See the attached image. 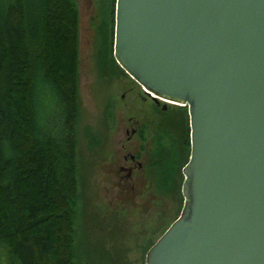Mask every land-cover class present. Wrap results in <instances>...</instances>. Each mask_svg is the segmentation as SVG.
Masks as SVG:
<instances>
[{"label": "water", "instance_id": "95a60500", "mask_svg": "<svg viewBox=\"0 0 264 264\" xmlns=\"http://www.w3.org/2000/svg\"><path fill=\"white\" fill-rule=\"evenodd\" d=\"M113 58L189 119L182 207L145 264H264V0H115Z\"/></svg>", "mask_w": 264, "mask_h": 264}, {"label": "trees", "instance_id": "16d2710c", "mask_svg": "<svg viewBox=\"0 0 264 264\" xmlns=\"http://www.w3.org/2000/svg\"><path fill=\"white\" fill-rule=\"evenodd\" d=\"M106 1L91 21L97 59L101 74L126 77L113 58L115 0ZM77 25L74 0H0V245L8 264H129L120 228L98 226L79 208ZM178 108L160 112L146 148L152 182L177 190L179 213L190 138L187 109Z\"/></svg>", "mask_w": 264, "mask_h": 264}, {"label": "rangeland", "instance_id": "374dc122", "mask_svg": "<svg viewBox=\"0 0 264 264\" xmlns=\"http://www.w3.org/2000/svg\"><path fill=\"white\" fill-rule=\"evenodd\" d=\"M74 2L78 10L76 179L79 208L87 220L100 218L98 226L108 225L110 220L120 228L122 232L117 235L126 246L129 264H145L148 246L180 213V200L175 193L178 185L176 182V191L172 194L157 188L151 180L147 158L144 169L138 173L140 182L136 184V192L131 193L117 175V167L124 163L119 143L125 141L124 131L135 121L140 126H150L146 128L144 140L148 143L154 135L152 125L162 121V116L143 104L138 95L142 90L128 75L125 77L116 69L114 74H101L100 68L106 67L97 59L96 25L91 21L97 19L95 15L107 1L93 6L87 0ZM144 154L146 157L148 152ZM0 264H8L7 250L1 245Z\"/></svg>", "mask_w": 264, "mask_h": 264}, {"label": "flooded vegetation", "instance_id": "af4514ba", "mask_svg": "<svg viewBox=\"0 0 264 264\" xmlns=\"http://www.w3.org/2000/svg\"><path fill=\"white\" fill-rule=\"evenodd\" d=\"M87 2L91 6H93L97 2H99V0H87ZM93 12L94 7L92 8V15ZM138 87L139 89H141L140 86ZM134 88H136V86ZM138 95L143 104L147 107H150L153 112L155 111V113H166L169 110L173 112H178L180 110L178 108L179 106L170 104H167L166 109H164L163 105L165 103L162 100L157 99V101H154L150 97H148L143 91L138 92ZM146 128H148L147 125L140 126L137 121L133 122L130 128L124 131L126 136L125 141H120L119 143L122 154V160L124 163L117 167V175L118 178L122 181L123 184L126 185V187L131 193L136 192V184L140 182L138 173H140L144 169L145 159L147 160L148 158V155L145 157L144 153H146L147 148L146 144L143 143V140L147 138ZM126 187L123 186V189L125 190Z\"/></svg>", "mask_w": 264, "mask_h": 264}]
</instances>
